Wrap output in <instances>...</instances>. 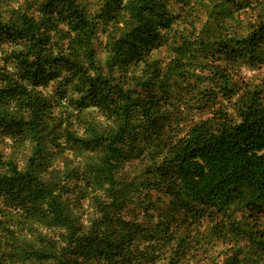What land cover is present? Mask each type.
Listing matches in <instances>:
<instances>
[{
  "label": "trees",
  "instance_id": "1",
  "mask_svg": "<svg viewBox=\"0 0 264 264\" xmlns=\"http://www.w3.org/2000/svg\"><path fill=\"white\" fill-rule=\"evenodd\" d=\"M242 65L264 0H0V264H264Z\"/></svg>",
  "mask_w": 264,
  "mask_h": 264
},
{
  "label": "rangeland",
  "instance_id": "2",
  "mask_svg": "<svg viewBox=\"0 0 264 264\" xmlns=\"http://www.w3.org/2000/svg\"><path fill=\"white\" fill-rule=\"evenodd\" d=\"M98 48H99L100 58L103 60L104 59V53L101 49V45L99 42H98ZM254 70L255 69H251L246 65H242V66L238 67L237 68V71H238L237 75L239 78L238 82H241V80L243 79V80L251 82V83L259 84L261 81H263L264 80V66L261 67L260 70H255V71ZM227 108H228L229 112L233 113V109L230 106H228ZM190 112H191L192 119L194 118L196 120L207 119V118H209V116H211V113H209V110H207L205 113H203V112L198 111L196 109H191ZM18 158H19L20 164H24L26 159H27L26 154L21 155ZM126 170H127V166H126ZM204 228L208 229V228H206V225H204L202 227V230H201L202 232H206ZM197 258H193L191 260L187 259L184 262L186 264H198ZM223 259H224V257L222 256L218 259V261L210 260L208 262H203V264H222Z\"/></svg>",
  "mask_w": 264,
  "mask_h": 264
}]
</instances>
